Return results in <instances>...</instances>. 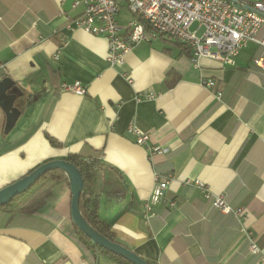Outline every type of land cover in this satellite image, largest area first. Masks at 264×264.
Wrapping results in <instances>:
<instances>
[{
	"label": "crops",
	"instance_id": "1",
	"mask_svg": "<svg viewBox=\"0 0 264 264\" xmlns=\"http://www.w3.org/2000/svg\"><path fill=\"white\" fill-rule=\"evenodd\" d=\"M72 1L0 0V80L15 81L17 107L18 88L34 99L9 129L0 103V188L76 154L93 209L150 264H264V67L254 62L264 59V21L234 64L167 35L112 64L105 37L71 26L82 11ZM75 80L85 93L62 89ZM129 124L164 150L150 153ZM156 174L177 203L145 216ZM69 184L48 177L0 207V264H95L74 236ZM217 195L232 209L214 205ZM95 262L122 264L105 253Z\"/></svg>",
	"mask_w": 264,
	"mask_h": 264
},
{
	"label": "built area",
	"instance_id": "2",
	"mask_svg": "<svg viewBox=\"0 0 264 264\" xmlns=\"http://www.w3.org/2000/svg\"><path fill=\"white\" fill-rule=\"evenodd\" d=\"M82 6V11L71 19L73 24L86 31L102 35L107 39V60L115 64L121 61L135 43L150 41L162 35L173 37L190 47L193 56L209 55L221 62L234 64L236 56L251 40L264 21V0H73L72 7ZM125 9L129 14L126 24H121L119 15ZM67 40L63 41V45ZM264 43V39L262 40ZM254 62L264 67L261 56ZM201 84L213 87L212 78H203ZM63 90L85 93L86 87L79 81L63 83ZM150 91L143 95L147 98L156 96ZM219 97L223 95L218 91ZM138 98H141L138 95ZM138 144L145 145L150 153L163 151L161 145L150 143V133L134 124L127 127ZM156 181L148 200L144 202L143 214L148 216L161 202L173 206L175 198L166 195L168 176L156 174ZM197 183L210 196L209 189L203 182ZM214 205L222 210L232 209L222 195L213 199ZM251 235V231H249ZM251 250L259 248L255 241Z\"/></svg>",
	"mask_w": 264,
	"mask_h": 264
},
{
	"label": "water",
	"instance_id": "3",
	"mask_svg": "<svg viewBox=\"0 0 264 264\" xmlns=\"http://www.w3.org/2000/svg\"><path fill=\"white\" fill-rule=\"evenodd\" d=\"M14 83L15 81L9 76L0 80V103L6 111V129L13 126L20 114L19 107L14 104L17 93L9 91ZM55 168L63 169L69 177L72 195L71 215L75 224L83 230L93 242L104 248L127 258L134 264H150L130 247L119 241L111 240L106 235L100 233L85 219L80 210V196L85 187V179L81 169L75 163L66 158H55L45 161L29 173L0 188V206L11 202L16 195L33 186L43 174ZM63 264L72 263L66 261Z\"/></svg>",
	"mask_w": 264,
	"mask_h": 264
},
{
	"label": "trees",
	"instance_id": "4",
	"mask_svg": "<svg viewBox=\"0 0 264 264\" xmlns=\"http://www.w3.org/2000/svg\"><path fill=\"white\" fill-rule=\"evenodd\" d=\"M180 43H182V42H180ZM182 44H184V43H182ZM18 89H19L18 107H19L20 111H23V109L28 107L33 102L34 99L29 97L26 90H24L22 88H18ZM51 141L53 144L58 143L54 139H51ZM66 159L75 163L81 169L82 174L85 178L84 172H85L86 167H87L86 162L84 160H82L81 158H79V156H77L76 154H70L66 157ZM48 177H52V178H55L58 180H63L69 184V177L63 169H61V168L51 169V170L47 171L45 174H43L37 180V182L33 186H31L29 189H27L24 192L16 195L11 202H9L3 206H0V207H7V206L11 205L14 201L20 199L30 189H32L36 185H39V183H41L44 179H46ZM52 191L47 194L45 203L47 202L48 198L52 195ZM40 209H41V206L37 207L35 210L37 211ZM80 210H81L83 216L85 217V219L96 230H98L100 233L106 235L111 240L120 242V240L116 236V233L114 232V230H112L111 225L105 219H103L100 216V214L98 213L96 208L93 209V206L91 205V199H90V197L87 196V192H86L85 188L82 191L81 196H80ZM74 236L78 240L80 245L83 247L86 254H88L91 257V259L93 260L92 262H94L95 264H96L95 260H96L98 253H105V254L115 258L116 260H118L122 264H134L133 262H131L127 258H125L119 254H116V253L104 248L103 246L93 242L91 240V238L83 230H81L76 224H75V229H74Z\"/></svg>",
	"mask_w": 264,
	"mask_h": 264
},
{
	"label": "rangeland",
	"instance_id": "5",
	"mask_svg": "<svg viewBox=\"0 0 264 264\" xmlns=\"http://www.w3.org/2000/svg\"><path fill=\"white\" fill-rule=\"evenodd\" d=\"M120 15H121V18H123V19H124V15H125V16H128V17L130 16V14H129L125 9L122 10V12L120 13ZM127 19H128V18H127ZM125 20H126V18H125ZM171 38H172V37H171Z\"/></svg>",
	"mask_w": 264,
	"mask_h": 264
}]
</instances>
